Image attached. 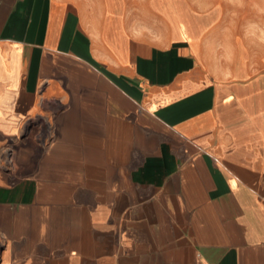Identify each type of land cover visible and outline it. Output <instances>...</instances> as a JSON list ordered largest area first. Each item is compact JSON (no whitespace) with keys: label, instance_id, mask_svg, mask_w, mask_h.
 Returning <instances> with one entry per match:
<instances>
[{"label":"crops","instance_id":"obj_1","mask_svg":"<svg viewBox=\"0 0 264 264\" xmlns=\"http://www.w3.org/2000/svg\"><path fill=\"white\" fill-rule=\"evenodd\" d=\"M227 1L0 0V264H264V0Z\"/></svg>","mask_w":264,"mask_h":264},{"label":"rangeland","instance_id":"obj_2","mask_svg":"<svg viewBox=\"0 0 264 264\" xmlns=\"http://www.w3.org/2000/svg\"><path fill=\"white\" fill-rule=\"evenodd\" d=\"M244 1V3H246V1L247 0H243ZM252 1V0H251ZM254 1V3H257L259 0H253ZM261 1V0H260ZM219 3H220V5L223 7V8H225L226 10H228L229 8H230V5H229V3H228V1L227 0H219ZM244 9H241L240 10V15L241 16H243V17H245V15H246V12L245 11H243Z\"/></svg>","mask_w":264,"mask_h":264}]
</instances>
